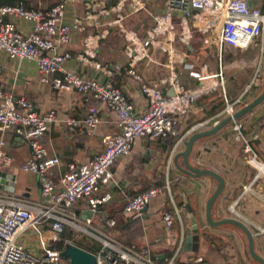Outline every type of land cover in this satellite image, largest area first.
<instances>
[{
	"label": "crops",
	"instance_id": "obj_1",
	"mask_svg": "<svg viewBox=\"0 0 264 264\" xmlns=\"http://www.w3.org/2000/svg\"><path fill=\"white\" fill-rule=\"evenodd\" d=\"M62 1L66 8L65 24H71L75 18L82 20L79 29L73 31L72 40L66 47L72 58L66 62L65 68L86 78L101 82L112 81L123 89L137 112L147 109V99L140 91L139 81L134 77L135 70L140 72L147 63L148 55L143 46L145 40L161 39L172 50L198 56L200 59L205 58V63L218 69L214 66L220 60L218 50L215 46H210L213 17L209 12L198 15V18L183 20L176 17L171 22L160 23L157 18L164 13L163 0H139L140 8L136 12L129 9V0L124 8H120L115 0L107 1L103 8H94L95 3H100V0ZM45 2L41 7L49 6ZM250 3L264 11V1L250 0ZM92 9L93 12L97 9L98 11L90 17ZM15 21L22 33L31 32L30 20ZM180 33L184 34L186 41L179 38ZM88 38L92 39L94 56L86 54L85 42ZM229 50L238 53L229 46L224 48L223 53L226 55ZM251 50L242 52L247 54ZM220 62L225 73L231 63L223 64L222 60ZM116 66L121 69L117 70ZM245 67L238 70L242 77L240 81L235 78L237 82L234 79L231 83L225 82V92L218 88L196 100L187 112L179 113V131L185 134L187 129L196 124H205L203 130H207L221 121L227 100H237L255 80L254 74L244 78L249 71L248 66ZM0 72V89L11 92L16 98L25 97L33 105V110L40 115L48 114L51 110L57 111L58 120L50 126L44 140L48 154L61 161L53 175L56 183L71 163L80 164L93 160L105 149V139L120 133L115 115L101 105L92 93L76 89L60 90L42 84L35 62L12 60L0 52ZM261 87L260 84L247 93V104L263 92ZM91 106L100 109L103 120L95 132L84 135L77 130H71L66 120L84 119ZM237 121L242 125L243 133L250 139L264 165V103ZM234 126L235 122H231L216 134L197 140L189 163L197 169L213 170L225 179L224 191L213 207V219L236 217L254 231V225L264 226V205L256 196V193L264 196V173L248 163L242 144L235 139ZM1 140L7 143L14 165L12 168L0 169V195L27 204L43 202L38 176L23 170V166L33 159L29 143L12 130L0 134ZM175 140V136L158 139L143 137L134 142L131 152L121 157L112 167L114 179L111 184H100L99 193H111L113 199L92 216V227L98 229L103 221L113 220L115 230H112V236L122 239L137 251L149 248L159 264H193V259L204 254L205 241H210L214 235L226 234L224 230L227 227H236H210L206 223V205L218 188V180L211 176L195 178L182 172L178 165L184 167L183 158L177 159V155L185 146L184 142L179 143V138L176 142ZM248 186H252L256 193L242 198L243 189ZM155 187L163 189V192L151 200L142 218L134 220L123 212L127 201ZM236 202V213H233L231 207ZM88 211V206L81 202L74 206L71 215L84 223L83 218ZM167 212L172 213V226H167L163 220ZM193 219L199 229L204 228L207 234L204 238L202 232L197 231L201 236L197 253L184 251L188 230L194 227ZM66 226L57 241L48 221L43 222L39 230L30 229L24 232L19 241L28 250L38 253L43 240L49 242L54 249L63 240L64 246L66 242L73 243L65 237L68 232L78 239L88 235L98 240L72 226L67 231ZM259 238L264 239V236H256V242ZM209 241L207 243L212 244Z\"/></svg>",
	"mask_w": 264,
	"mask_h": 264
},
{
	"label": "built area",
	"instance_id": "obj_2",
	"mask_svg": "<svg viewBox=\"0 0 264 264\" xmlns=\"http://www.w3.org/2000/svg\"><path fill=\"white\" fill-rule=\"evenodd\" d=\"M96 1V0H95ZM109 0H100L94 8H103ZM124 8L127 0H115ZM133 12L140 8L139 0H129ZM165 10L157 22L167 23L176 17L198 18L209 12L212 21L213 45L219 52L220 61L224 48L229 46L238 51H248L258 46L264 34V11L254 8L250 0H163ZM93 8V9H94ZM90 12L93 17L95 10ZM65 4L51 9H26L23 6L0 5V52L12 60L35 62L40 81L62 90H78L92 93L93 96L112 112L120 128V133L105 139V149L85 163H71L58 183L54 181L55 168L61 163L58 157H51L44 144L50 126L57 122L58 113L51 110L40 115L25 97L16 98L11 92L0 89V134L10 130L23 137L32 149L33 159L23 166V170L38 176L44 201L27 204L19 200L6 199L0 195V264H69L49 242L42 241L41 250L33 253L19 240L30 230H39L48 221L55 233V241L72 226L84 234L102 240L101 248L94 252L97 264H159L151 250H136L107 234L102 228L92 227V217L84 223L71 214L75 205L84 202L95 215L112 199L111 193L100 194V184L110 185L114 177L112 167L123 156H127L134 142L143 137L158 139L176 134L180 125L179 113L187 112L192 104L205 94L221 88L225 92L223 68L214 69L202 63L198 56L172 50L161 39L150 38L143 42L148 59L143 70H135L134 77L139 81L142 94L147 99V109L137 112L123 89L112 81L101 82L86 78L79 73L67 70L66 62L72 58L66 49L72 40V33L82 24L80 18L65 24ZM27 19L32 22L29 34L22 33L15 20ZM92 39L85 42L86 54L94 56ZM264 58V42L261 45ZM133 51V49L131 50ZM82 60H86L81 57ZM120 70V66H116ZM261 68L253 83L235 101H228L221 116H233L247 105L246 95L259 85ZM1 73V72H0ZM239 120V119H237ZM234 120L235 139L242 144L247 161L264 173V165L250 139L243 133L242 125ZM100 109L91 106L84 119L68 118L67 125L84 135L95 132L102 123ZM216 125V124H215ZM205 124H196L179 137V143L186 141ZM14 158L7 149V143L0 141V169L12 168ZM259 179V177L257 178ZM163 192L161 188H151L127 201L123 212L137 220L144 216L152 199ZM254 192L252 186L245 187L244 196ZM264 205V196L256 193ZM231 211L236 213L235 206ZM167 226H172V213L163 216ZM240 220V219H239ZM242 221V220H241ZM245 223V222H244ZM246 224V223H245ZM115 221H107L113 227ZM256 236H264V226L254 225Z\"/></svg>",
	"mask_w": 264,
	"mask_h": 264
},
{
	"label": "water",
	"instance_id": "obj_3",
	"mask_svg": "<svg viewBox=\"0 0 264 264\" xmlns=\"http://www.w3.org/2000/svg\"><path fill=\"white\" fill-rule=\"evenodd\" d=\"M201 61L202 63H204L205 58H202ZM262 103H264V90L257 98H255L253 101L249 102L247 105L239 109L233 116H227L223 118L210 129L194 133L188 140L184 141L185 149L177 155V159L180 157L183 158L184 167H181L180 165H178V163L177 165L182 172L189 176H193L195 178L202 176H211L218 180V188L210 197L206 205V223L210 227L233 225L242 230L248 239L249 252L251 257L257 262L264 264V256L260 255L256 250V237L247 224H245L243 221L239 220L236 217H228L221 220L213 219V207L224 191L226 184L225 179L213 170L197 169L192 167L189 163V157L193 151L194 145L197 140L216 134L234 120L240 119L246 114L252 112L256 107H258ZM93 215L94 214L92 213V211L89 210L87 212V215L83 219L86 220L87 218H91ZM192 221L194 227L188 230L184 251L197 253L200 248L201 236L200 233L197 232L199 230V226L197 225L196 220L193 219ZM61 255L65 260L69 262V264H97V257L93 252L88 251L71 242L65 243V246L61 251Z\"/></svg>",
	"mask_w": 264,
	"mask_h": 264
},
{
	"label": "rangeland",
	"instance_id": "obj_4",
	"mask_svg": "<svg viewBox=\"0 0 264 264\" xmlns=\"http://www.w3.org/2000/svg\"><path fill=\"white\" fill-rule=\"evenodd\" d=\"M263 1L264 0H262V2ZM254 8L261 11L259 7L258 8L254 7ZM178 36L180 39L185 40L184 34L180 33ZM209 39H211L210 46L214 47L212 43L214 39L213 38H209ZM263 42H264V34L263 36L260 37L258 46L254 47L251 51L247 52V54H245L246 56L243 55L245 60H243V58H240L238 59V61L235 60L234 62H231V64H228L229 68L224 73L225 82L229 81L231 83L233 79L235 82H237L235 78H239L238 81H240V78L242 77H241V73L238 72V70L242 68L243 66H246L245 68H247L248 66L249 71L244 76V78H247L251 74L252 75L254 74L255 76L256 73H258L259 68H261L260 77H259V85L261 84V86H263L264 88V58L262 59L261 49H260ZM237 54H242V53L239 52ZM237 54L235 52V55ZM223 55L224 53L222 54V56ZM223 59L224 58H222V62H223ZM220 63H221L220 60L219 61L217 60L214 66L218 67L219 69ZM254 65H256V67ZM200 231L202 232V235L205 238L207 235L205 232V229L204 228L199 229L198 232ZM224 232H226V234L224 235H220V234L214 235L213 234L214 238H210V241L208 240L209 242L212 241V244L210 245L209 243H207L208 241L207 242L205 241L204 251H203L204 254L202 255V257L199 256L196 259L192 258L193 259L192 261L198 264L200 263L201 264H261L251 257L250 252H249L248 239L242 230H240L237 227L236 228L227 227V229H225ZM81 236L83 235L81 234ZM84 237L85 236H83V238ZM120 240L122 241V239ZM98 241H99L98 243L102 245V240L98 239ZM257 242L255 244L256 250L259 254L262 253L260 255L264 256V239L259 238ZM211 245H214V246L211 247Z\"/></svg>",
	"mask_w": 264,
	"mask_h": 264
},
{
	"label": "trees",
	"instance_id": "obj_5",
	"mask_svg": "<svg viewBox=\"0 0 264 264\" xmlns=\"http://www.w3.org/2000/svg\"><path fill=\"white\" fill-rule=\"evenodd\" d=\"M45 1L48 2V7H42V8H45V9H51L53 8L54 6L56 5H59V4H63L64 2L62 0H0V5H11V6H23L25 7L26 9H30V10H33V9H38L40 8L44 3H46ZM44 6V5H43ZM234 49V48H233ZM236 50V49H235ZM238 53H242V54H237L235 55V52H232V51H228L226 53V55L224 54L222 56L223 59V62H234L235 60L238 61V59L240 58H243L244 59V56L245 54L242 52V51H238L236 50ZM244 55V56H243ZM263 87V86H262ZM262 91L264 88H262ZM221 89V88H220ZM216 110V109H215ZM180 128L178 127L177 129V132L176 134H170L168 135L167 137H170V136H175L176 140L182 136L184 133L180 132L179 131ZM163 138H166V137H163ZM175 140V142H176ZM157 188V187H155ZM107 224V221H103L102 222V226H100L103 230L107 231V234L108 235H111V232L112 230H115V225L113 227H107L106 226ZM70 227L69 226H66V230L68 231ZM114 228V229H113ZM67 239H70L74 244L88 250V251H91V252H96L98 251L100 248H101V244L98 243L99 241L95 238H92V237H89L88 235H85V237H80L81 240H79L78 238L72 236L69 232L68 234L65 236ZM113 238H115L114 236H112ZM117 240H119L118 238H115ZM65 240H63L62 242H59L56 246H55V249H59V250H63L64 248V242ZM121 241V240H119ZM122 243H124V241L122 240L121 241ZM125 244V243H124ZM126 246H129L127 244H125ZM155 258V257H154ZM157 260V259H156Z\"/></svg>",
	"mask_w": 264,
	"mask_h": 264
}]
</instances>
